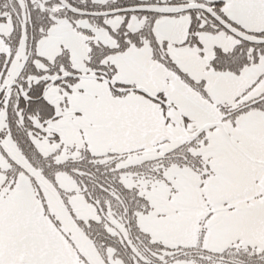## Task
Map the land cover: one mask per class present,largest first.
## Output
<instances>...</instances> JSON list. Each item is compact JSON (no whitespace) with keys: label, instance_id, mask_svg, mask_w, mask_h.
Here are the masks:
<instances>
[{"label":"snow or ice","instance_id":"obj_1","mask_svg":"<svg viewBox=\"0 0 264 264\" xmlns=\"http://www.w3.org/2000/svg\"><path fill=\"white\" fill-rule=\"evenodd\" d=\"M0 264H264V0H0Z\"/></svg>","mask_w":264,"mask_h":264}]
</instances>
